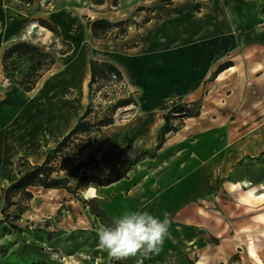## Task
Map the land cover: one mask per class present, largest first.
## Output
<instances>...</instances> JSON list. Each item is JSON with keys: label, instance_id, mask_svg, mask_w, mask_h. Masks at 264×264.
<instances>
[{"label": "crops", "instance_id": "crops-1", "mask_svg": "<svg viewBox=\"0 0 264 264\" xmlns=\"http://www.w3.org/2000/svg\"><path fill=\"white\" fill-rule=\"evenodd\" d=\"M22 1L0 0V57L10 45L24 41L31 24L42 28L38 19L56 28L57 38L45 29L55 50L64 47L62 42L71 48L55 55L28 92L5 82L0 63V195L18 179L19 158L40 165L84 112L90 58L120 72L135 112L127 122L90 134V145L83 151L90 153V162L80 175L106 177L126 170L139 153L152 154L163 115L174 100L200 104L199 115L187 119L204 124L205 156L199 161L204 167L191 173L198 185L216 180L220 172V177L227 176L245 159L264 156V0H114L115 5L113 0H27L28 6ZM95 20L123 22L124 36H116L113 27L104 38L93 37L87 21ZM225 62L229 66L212 76ZM188 129L192 131L193 124ZM168 146L173 147L170 142ZM144 159L120 180L88 189L111 223L135 211H149L160 219L164 211L169 213V236L159 253L139 259L143 264H181L182 259L187 264H227L236 245L228 240L214 244L210 236L218 238L224 230L214 232L211 218L199 212L188 216L179 209V175L169 174L167 187L160 186L157 180L163 174H153L159 164L151 162L148 169ZM34 189L27 190L33 195ZM242 200L263 201L264 193L249 189ZM202 220L208 223L204 230ZM92 236L98 248L95 264H110L97 232ZM245 249L253 264L262 263L254 241Z\"/></svg>", "mask_w": 264, "mask_h": 264}, {"label": "rangeland", "instance_id": "rangeland-1", "mask_svg": "<svg viewBox=\"0 0 264 264\" xmlns=\"http://www.w3.org/2000/svg\"><path fill=\"white\" fill-rule=\"evenodd\" d=\"M48 40L49 38L41 41L32 35L24 39L39 47L50 45ZM26 66L25 62L19 63L18 69L23 71ZM5 82L9 83L6 79ZM104 84L106 86L99 93H92L90 98L88 97V103L91 101L92 110L97 116L101 115L100 107L131 98L126 86L111 85L107 82ZM197 108L200 110V104L189 110L195 112ZM134 112V105H130L128 109L119 108L114 114V122H127ZM187 119L179 117L171 121L175 131L166 135L165 141L168 139L173 147L169 148V142L164 141L165 144L161 145L153 158L144 159L149 163L147 168H151V162L159 164V169L153 174L157 171L163 174L157 180V184L163 187H167L170 182L169 174L179 175L183 191L180 202L183 204L179 209L182 212L188 211V216L199 212L203 218H211L210 224L214 232L223 229L218 238L215 235L210 236L214 244L228 240L232 242V246L236 245L238 252L235 251L227 264H253L245 249L250 241H254L261 264H264V200L255 203L242 200L249 189L264 193V156L245 159L244 163L233 165L227 176L220 177V172L216 180L198 185L195 179H192L191 173L200 166V170L204 167V162H199L205 156L204 124L200 125ZM189 124H193L190 132ZM215 141L220 144L219 138H215ZM75 144L78 148L82 145L79 141H75ZM65 151L66 155H63L65 152L57 155L54 164L58 175H66L73 186L82 169L87 168L90 153L81 152V157L77 158L80 155L68 156L71 149ZM188 197H191V201L184 203ZM84 198L85 190L71 194L64 190L48 192L36 188L31 199L14 197L12 205L2 211L5 203L0 195V264H95L94 258L98 248L92 235L99 224L86 208ZM201 223L200 228L204 230L203 225L208 223H205V220ZM196 231L203 234V231ZM139 258L137 256L122 260L111 259L110 264H138ZM180 262L187 264L185 259ZM166 264L174 263L169 261Z\"/></svg>", "mask_w": 264, "mask_h": 264}, {"label": "trees", "instance_id": "trees-1", "mask_svg": "<svg viewBox=\"0 0 264 264\" xmlns=\"http://www.w3.org/2000/svg\"><path fill=\"white\" fill-rule=\"evenodd\" d=\"M102 0H95V3H101ZM112 5H115V1H112ZM36 22L43 28L47 29L53 34L55 38L59 36L56 28L48 22L38 19ZM123 22H117L111 24L105 20L87 21V26L95 38H104L111 28H117L118 37H123L125 30L123 28ZM64 47L59 50H55L54 46L49 45L48 50L45 46L39 47L33 45L27 41H17L6 48L0 57V63L4 79L12 85H16L23 91L32 90L41 75L47 71L54 63L56 54H65L70 50V45L62 42ZM26 63V69L23 71L18 69L19 63ZM229 63L225 62L217 67L212 76H216L222 70L226 69ZM90 80L88 82V96L90 98L94 91L98 90L100 86L93 88L95 82L103 83L110 80V76L114 75L116 81L122 80L120 72L112 65L104 62H97L89 59ZM131 98L118 100L115 104L110 106L100 107L99 114L93 112L91 107V101L86 105V108L82 115L79 117L73 128L60 140V142L50 150L44 161L40 165H30L27 160L19 158L15 163L18 179L9 186L1 190V198L5 203L2 211L8 206L12 205L13 197L18 195L19 197L29 200L32 198V194L27 190L28 188H42V189H61L67 193L74 194L78 190H85V198L83 202L88 207L90 214L94 215L100 224L111 225L108 217L101 210L97 203L96 197L88 191L91 185L107 186L114 183L125 176L126 171L134 164L144 158H153L155 152L158 151L161 145L165 141L166 135L175 131L171 126V121L181 118L197 117L199 115V109L195 112H191L189 109L198 104H184L180 100H174L171 102L170 107L166 114L163 115V125L161 127V137L159 142L155 146L152 154L148 152L139 153L129 166L124 171L114 172L106 177L99 178L97 176L88 175L82 173L76 178L75 184L70 185V181L66 176H59L58 170L54 161L58 154L65 152L66 149H71L69 157H76L81 152L86 150L90 145V134L98 131L103 127L114 123V114L118 108L133 105ZM93 114L94 116H91ZM75 141H79L82 145L76 147ZM84 142V143H83ZM191 201V198L184 203Z\"/></svg>", "mask_w": 264, "mask_h": 264}, {"label": "clouds", "instance_id": "clouds-1", "mask_svg": "<svg viewBox=\"0 0 264 264\" xmlns=\"http://www.w3.org/2000/svg\"><path fill=\"white\" fill-rule=\"evenodd\" d=\"M170 219L167 211L163 219L149 211H135L114 219L111 225L100 224L97 229L99 247L109 258L122 260L129 257L148 258L158 254L169 236ZM143 264V260H138Z\"/></svg>", "mask_w": 264, "mask_h": 264}, {"label": "built area", "instance_id": "built-area-1", "mask_svg": "<svg viewBox=\"0 0 264 264\" xmlns=\"http://www.w3.org/2000/svg\"><path fill=\"white\" fill-rule=\"evenodd\" d=\"M22 3L24 4V6H28V2H27V0H26V1L23 0ZM90 18H91V17H90ZM91 19H92V18H91ZM28 29H29V28H26L25 31H24V34H23V37H22L23 39H28V37H30V35H31V31L29 32ZM104 83H106V82H103V83L95 82V83L93 84V88L95 89L97 86H100V87H99L98 90L94 91V93H99V92L102 90V88H103L104 86H106ZM107 83H109V84H111V85L113 84V85H118V86H120V85L125 86L123 80L116 81V78H115L114 75H111V76H110V80H109ZM99 106H100V105H99ZM106 106H108V105H106ZM109 106H110V105H109ZM128 107H130V105H129V106H126V107H122V108H124V109H128ZM118 109H119V108H118Z\"/></svg>", "mask_w": 264, "mask_h": 264}, {"label": "bare ground", "instance_id": "bare-ground-1", "mask_svg": "<svg viewBox=\"0 0 264 264\" xmlns=\"http://www.w3.org/2000/svg\"><path fill=\"white\" fill-rule=\"evenodd\" d=\"M32 28H36L35 29V35L34 37L38 40H41V41H45L48 36H49V32L46 31L45 29L43 28H37V25L35 24H31V26L29 27V32L32 30Z\"/></svg>", "mask_w": 264, "mask_h": 264}, {"label": "water", "instance_id": "water-1", "mask_svg": "<svg viewBox=\"0 0 264 264\" xmlns=\"http://www.w3.org/2000/svg\"><path fill=\"white\" fill-rule=\"evenodd\" d=\"M44 2L45 3H47L48 2V0H44ZM38 26V25H37ZM41 27V26H40ZM43 28V27H42ZM35 29L36 28H32V30H31V35H32V37H34V35H35ZM45 29V28H44Z\"/></svg>", "mask_w": 264, "mask_h": 264}]
</instances>
